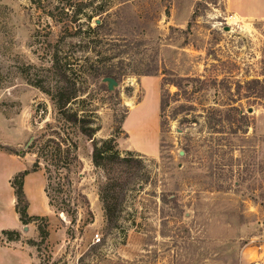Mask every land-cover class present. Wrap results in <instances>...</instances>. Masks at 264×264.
I'll return each mask as SVG.
<instances>
[{
  "label": "rangeland",
  "instance_id": "obj_1",
  "mask_svg": "<svg viewBox=\"0 0 264 264\" xmlns=\"http://www.w3.org/2000/svg\"><path fill=\"white\" fill-rule=\"evenodd\" d=\"M102 3L90 26L105 22L118 46L102 56L118 57L100 65L125 75L110 93L96 80L81 98L89 95L100 127L94 138L140 155L146 183L129 194L125 230H107L102 173L91 141L78 136L79 165L51 190L72 210L49 207L38 171L26 197L40 219L18 220V240L38 264H264V17H240L226 0H0V226L18 219L10 182L34 163L29 145L59 125L43 92L57 86L54 55H81L69 5L82 24ZM163 189L180 209L162 204Z\"/></svg>",
  "mask_w": 264,
  "mask_h": 264
},
{
  "label": "trees",
  "instance_id": "obj_2",
  "mask_svg": "<svg viewBox=\"0 0 264 264\" xmlns=\"http://www.w3.org/2000/svg\"><path fill=\"white\" fill-rule=\"evenodd\" d=\"M69 6L72 8V12L68 16L71 19L69 23L75 29L70 37L81 55L77 57H63L59 56L58 53L54 55L52 69L58 79L57 86L53 94L49 90H43V92L51 97L58 113L59 125L54 127L51 134L44 136L45 138L42 137L40 140L35 139L29 145L30 152L36 156L34 163L30 169L18 173L10 182L15 199L14 211L22 225L40 219V217L28 215V201L24 191L25 176L40 170H43L45 175L44 193L48 199L49 207L59 213L66 214L72 210L70 202L55 201L51 195V190L53 183L57 187H62L64 181H71L69 175L72 167L79 165L76 139L78 136H83L92 144L91 163L93 167L102 173V182L98 186V200L103 211L106 228L107 230L120 229V231H124L125 228L120 220L129 194L141 192L146 183V181H140L142 179L139 170L142 167V161L137 153L130 151L121 153L114 137L108 139L94 138L100 127L93 119L95 113L88 109L92 104L89 95L81 98L87 94L88 85L93 84L96 80L102 82L104 78H112L117 82L124 77V73L104 69L100 65L118 57L117 55L103 57L101 49L108 46V50L115 51L118 45L112 43L111 38H108L110 35L105 33L104 21L98 19L99 24L93 28L90 26L93 18L106 12L105 4L99 5L95 14L87 16L86 23L82 24H76L78 21L76 19L81 14V10H75L72 5ZM62 8V12L66 10L64 5ZM65 15L67 16V13ZM82 25H85V29ZM144 75L150 76L152 74L144 73ZM69 129L71 132L68 131ZM40 161L44 162L43 167H41ZM165 192L163 189L160 194L162 204H171V208L180 209L177 194ZM170 196L171 198L168 199ZM81 198L84 201V208L87 209L86 198L83 195ZM21 204L22 206H20ZM76 211L77 207L72 212ZM38 230L44 232L40 226H38ZM1 234L8 237L14 236V239L8 238L7 241H15L19 237V233L13 231H2Z\"/></svg>",
  "mask_w": 264,
  "mask_h": 264
},
{
  "label": "crops",
  "instance_id": "obj_3",
  "mask_svg": "<svg viewBox=\"0 0 264 264\" xmlns=\"http://www.w3.org/2000/svg\"><path fill=\"white\" fill-rule=\"evenodd\" d=\"M229 8L232 9L240 17H247L250 15V11H259L261 17H264V0H226ZM27 170V169H26ZM20 170H16L13 174L19 173ZM37 173H30L24 178V191L27 193L28 189H34L36 184L31 181H35ZM13 174L8 178L11 179ZM38 181V179H36ZM28 188V189H27ZM14 196V195H13ZM13 201L15 199L13 198ZM15 217L17 216L16 213ZM1 219V218H0ZM18 219L12 221V224L6 226H0V236L2 231L16 230L20 234L22 239L25 234L17 227ZM20 224V223H19ZM29 234V233H27ZM34 249L26 242L21 240L16 241H2L0 239V264H38L34 255Z\"/></svg>",
  "mask_w": 264,
  "mask_h": 264
},
{
  "label": "water",
  "instance_id": "obj_4",
  "mask_svg": "<svg viewBox=\"0 0 264 264\" xmlns=\"http://www.w3.org/2000/svg\"><path fill=\"white\" fill-rule=\"evenodd\" d=\"M99 23H100L99 20L95 21L96 25L99 24ZM102 82L107 84V89L109 91H112L114 89V87L117 85V82L115 80H113L112 78H104L102 80ZM25 229H26V227H25Z\"/></svg>",
  "mask_w": 264,
  "mask_h": 264
},
{
  "label": "built area",
  "instance_id": "obj_5",
  "mask_svg": "<svg viewBox=\"0 0 264 264\" xmlns=\"http://www.w3.org/2000/svg\"><path fill=\"white\" fill-rule=\"evenodd\" d=\"M95 241H96V242H99L100 239L96 236Z\"/></svg>",
  "mask_w": 264,
  "mask_h": 264
}]
</instances>
